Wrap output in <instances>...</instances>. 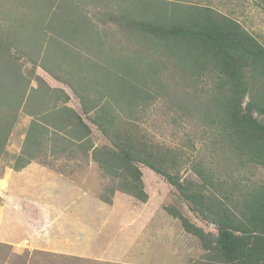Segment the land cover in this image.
<instances>
[{"label":"trees","instance_id":"trees-1","mask_svg":"<svg viewBox=\"0 0 264 264\" xmlns=\"http://www.w3.org/2000/svg\"><path fill=\"white\" fill-rule=\"evenodd\" d=\"M15 1L26 8L22 19L30 21L20 20L17 31L0 28V167L20 113L27 107V115L32 117L27 149L18 155L14 169L37 161L45 140L54 145L66 141L69 147L77 144L85 157L101 163L107 174L120 180L121 187L111 188L112 194L122 191L147 202L143 173L138 167L143 164L175 188V196L190 212L215 226L213 237L178 208H168L183 229L202 243L206 255L198 264H264V184L243 188L238 183L232 185L198 162L192 164L197 181L181 180L179 167L189 159L183 161L185 156L179 151H165L151 142L140 123H117L115 113L119 109L111 99L105 102L101 98L110 97L103 91L114 80L119 86L118 96L112 91L111 98L118 101L121 113L122 108L134 107L139 101L158 100L164 70L190 86L209 77L211 94L201 104L205 126L219 143L218 148H224L242 166L264 168V44L237 20L209 5L185 0H130L134 3L130 8L125 7L128 0H118L116 13L110 10L113 0H103L106 7L99 12V19L105 26L113 24L123 29L122 34L134 41L137 59L119 58L114 63L109 48L102 51L101 41L98 52L104 57L99 60L106 62L101 66L67 44L95 51L96 25L84 2L60 0L56 7L50 5L51 0ZM29 45L35 48L34 53L27 51ZM25 56L33 63L31 74L35 77L23 72L21 60ZM140 59L146 61L145 68ZM37 67L72 89L81 112L68 105L71 97L64 88H53L35 75ZM90 67L102 73L98 75L103 79L98 87L88 77ZM34 78L38 89L31 86ZM86 79L91 81L87 85ZM90 84L101 99L87 94L92 91L88 90ZM30 90H37L34 100L28 95ZM92 126L107 142L102 147L92 143ZM57 149L67 151L58 146L51 152ZM224 187L229 189L219 196L217 191Z\"/></svg>","mask_w":264,"mask_h":264},{"label":"rangeland","instance_id":"rangeland-1","mask_svg":"<svg viewBox=\"0 0 264 264\" xmlns=\"http://www.w3.org/2000/svg\"><path fill=\"white\" fill-rule=\"evenodd\" d=\"M59 1L51 0L50 5L54 3V6L58 7L56 3ZM80 1L84 2L86 11L90 12L89 15L96 25L94 30L97 44L94 45L95 51H88L75 43H67L69 47L82 52L81 54L101 66L102 62L106 64L104 59L99 60L100 56L104 57L98 52L100 47L97 45H100L101 41L104 43L102 51L109 48L108 55L113 57L114 63L118 62L119 58L134 59V41L125 37L122 34L123 29L119 26H105L99 19V12L105 11L104 1ZM185 1L209 5L234 18L264 44V0ZM110 4L112 5L109 9L119 13L120 2L113 0ZM125 7L133 8L134 3L128 0ZM25 9L19 7L15 0H0V28L17 31L20 20L28 23L30 20L25 22L22 19ZM46 46L51 48L49 43ZM23 47L25 45L21 48ZM28 50L34 53L35 48L30 46ZM138 62L145 68L144 59ZM21 63L24 66L23 72L31 74L33 63L28 57L22 58ZM111 70L117 74L116 67ZM35 72V75L40 76L51 87L64 88L71 97L68 105L81 112L80 102L70 87L55 80L41 67H37ZM87 74L93 79V83L98 84L97 87L102 83V77H98L102 73L96 67L93 70L90 67ZM31 76L35 77L33 74ZM161 79L162 89L158 100H145V103L139 101L133 108L125 106L121 113L118 101L111 98L112 91L118 96L119 86L114 80L108 83V88L103 91V95L109 94L110 97L101 98H104L105 102L111 99L112 105L119 109L115 113L118 117L117 123L128 120L138 122L143 133L151 142L159 144L162 150L174 149L185 156L183 161L189 159L179 167L178 175L181 180L197 181L192 164L198 162L216 177H221L232 185L238 183L243 188L264 184L263 167L254 164L242 166L235 162L224 148H218L219 143L214 141V135L205 126L204 106L201 103H206L211 94L210 78L202 77L195 86H190L189 82L164 70ZM71 81L74 82L72 79ZM90 82L86 79L85 84ZM38 85L37 79L34 78L32 88L38 89ZM90 88L91 94L90 91H87V94L101 99L91 84L88 90ZM101 89L99 88V91H102ZM36 94L37 90H30L28 93L33 100ZM31 121L32 117L27 115L25 107L20 113V120L13 130L7 152L1 162L0 178L6 168L18 166V155L27 149L26 138ZM92 128V143L102 147L107 143L106 140L96 127ZM55 143L56 145L45 140L42 152L37 151L42 155L37 153L36 160L64 181L45 185L42 184L44 176H41L40 192H33V199L37 200V203L32 205L24 199L23 202L16 203L15 209L18 212L11 220L10 231H15V234L21 237L16 241L17 245L0 241V264H198L203 261L206 253L199 238L187 233L181 221L174 218L168 208H178L192 223L203 228L206 233L213 234V237L216 228L196 213L190 212L186 204L175 196V188L163 176L143 164H138L143 173L144 190L148 194L147 202L122 191L112 194L111 188L121 187L119 179L114 180L107 174L101 163L91 157H85L77 144L69 147L66 141ZM58 146L66 147L67 151L62 153V149H57L56 152H51L52 147ZM225 189L229 188L224 187L218 190L217 194L221 196Z\"/></svg>","mask_w":264,"mask_h":264},{"label":"crops","instance_id":"crops-1","mask_svg":"<svg viewBox=\"0 0 264 264\" xmlns=\"http://www.w3.org/2000/svg\"><path fill=\"white\" fill-rule=\"evenodd\" d=\"M41 176H44L42 178V184L45 185H51L54 181H64L61 177L52 173L47 166L37 161H32L20 170H16L12 167L5 169L2 178H0V200H2V204H0L1 242L9 245H17L16 241L19 240L21 235L17 236L15 231H10L11 220L17 216L16 213L18 212L15 209L16 203L23 202V199L32 205L37 203V200L33 199V192H38L39 194ZM30 195H32V198H30Z\"/></svg>","mask_w":264,"mask_h":264}]
</instances>
